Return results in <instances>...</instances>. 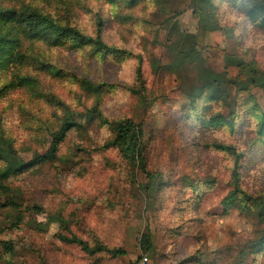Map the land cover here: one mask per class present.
<instances>
[{"label": "rangeland", "instance_id": "rangeland-1", "mask_svg": "<svg viewBox=\"0 0 264 264\" xmlns=\"http://www.w3.org/2000/svg\"><path fill=\"white\" fill-rule=\"evenodd\" d=\"M261 2L193 13L194 0H0L14 13L0 20L14 40L0 63V137L28 162L76 122L53 158L0 176V264H264V13H249ZM29 17L68 32L56 39ZM191 46L199 56L184 65ZM202 68L219 85L201 82ZM121 119L143 126L145 166L113 143ZM223 144L241 155L233 195ZM9 161L1 149L0 173Z\"/></svg>", "mask_w": 264, "mask_h": 264}, {"label": "trees", "instance_id": "trees-1", "mask_svg": "<svg viewBox=\"0 0 264 264\" xmlns=\"http://www.w3.org/2000/svg\"><path fill=\"white\" fill-rule=\"evenodd\" d=\"M194 1H197L198 3H201V4H197V6L194 7L193 13H198L199 11H202L201 10L202 5H207L209 3H212V0H194ZM249 13L250 15L254 17H257L259 13H264V3L261 2L258 4L257 3L253 4L251 8L249 9ZM13 16H14V13L11 11L0 10V20L10 21L13 19ZM25 20L27 21V23H30V22L34 23L30 17L25 18ZM34 24L38 25L40 27L39 29L44 28L50 32L59 33V36H57L56 39H58L60 35H65L68 32V30L66 29H59L53 25H48L45 20L38 21L36 19ZM214 28L216 27H213L211 29H214ZM74 32L78 33V31H75V30ZM191 36L192 34L190 32H187V31L180 32V39L183 38L184 41ZM93 41L96 42L98 45L103 44L101 38L99 37H97ZM13 42L14 40L9 39L6 36H0V63H5L7 61L5 58V54L10 52V49H11L10 47ZM179 46H181V44ZM190 48L192 52L194 53H189L187 49L181 48V54H183V56L180 59L182 60L183 64L185 62L187 63L189 58L193 59V57H191L192 54L196 53L197 57L199 56V52L195 47L193 48V46H191ZM9 59L10 58H8V60ZM202 72L203 73L200 75V78H199L201 79V82L205 81V84H207V86H211L213 83H215L216 85H219V82L217 81V78L215 75L216 73L213 70L209 68H202ZM196 94L201 95L202 93L196 92ZM211 98H218V96L215 93L213 94L211 93ZM75 123L76 122L73 120V118L71 117L67 118L66 121L63 123L61 129L55 133L49 150L45 154L39 155L35 159L30 160L28 162L17 160V153L12 147V145L10 144V142L0 137V150L3 149L7 151V154L10 158L8 167L3 172L0 173V176H7L9 174H12L13 172L17 171L19 168L25 165H29L30 163L45 162L53 158L59 149V145L66 138L70 129L76 125ZM113 127L116 132L113 143L121 149L124 156L130 160L133 166H137V165L145 166L144 146L141 143V138L144 136L143 126L135 122L133 119H121V120L116 121ZM222 147L229 151H232L233 154L235 155V172H234L235 190L231 194L233 195L234 193L240 190V185L237 181V175H238L239 159L241 155H240V152L236 151V148L234 146L223 144ZM53 221H56V219H53ZM62 238L68 242L79 243L82 246V249L89 254H95L100 251H107L114 257L127 254V250L125 248H120V247L110 248L107 246H103L101 244H99L98 246L92 247L88 244L87 241H84L78 236H72V237L63 236ZM143 247L145 250H149L152 248L151 238L149 236H145L144 241H143ZM7 249L9 251H12L11 246L8 247ZM135 263H132V264H135Z\"/></svg>", "mask_w": 264, "mask_h": 264}, {"label": "built area", "instance_id": "built-area-1", "mask_svg": "<svg viewBox=\"0 0 264 264\" xmlns=\"http://www.w3.org/2000/svg\"><path fill=\"white\" fill-rule=\"evenodd\" d=\"M135 264H149V257L147 255H143Z\"/></svg>", "mask_w": 264, "mask_h": 264}]
</instances>
